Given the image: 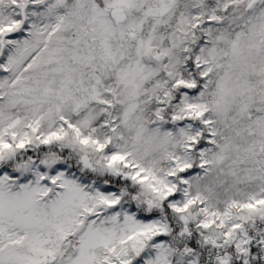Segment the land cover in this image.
Segmentation results:
<instances>
[{"label": "snow or ice", "instance_id": "snow-or-ice-1", "mask_svg": "<svg viewBox=\"0 0 264 264\" xmlns=\"http://www.w3.org/2000/svg\"><path fill=\"white\" fill-rule=\"evenodd\" d=\"M0 264H264V0H0Z\"/></svg>", "mask_w": 264, "mask_h": 264}]
</instances>
